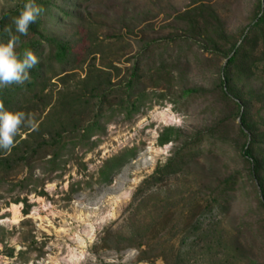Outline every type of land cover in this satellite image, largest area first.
Masks as SVG:
<instances>
[{
  "label": "rangeland",
  "instance_id": "rangeland-1",
  "mask_svg": "<svg viewBox=\"0 0 264 264\" xmlns=\"http://www.w3.org/2000/svg\"><path fill=\"white\" fill-rule=\"evenodd\" d=\"M19 1L0 0V18ZM197 1L213 5L237 39L260 2L80 0L79 8L59 0L72 15L46 23L71 40L73 61L46 77L45 94L26 104L18 134L25 139L47 122L60 92L88 89L91 71L111 75L112 93L102 112L95 105L77 117L86 127L99 113L92 136L54 147L55 162L49 149L47 157L0 171V264H264V207L240 154L244 138L232 128L220 150L203 136L226 114L218 85L229 47L215 51L182 37L179 16ZM137 64L141 80L131 102H138L127 108L125 85ZM260 77L255 88L264 91L263 70ZM191 88L201 92L185 94ZM263 107L256 103L254 111ZM171 128L173 140L162 145ZM198 136L200 156L165 168ZM238 173L236 192L216 204L220 184Z\"/></svg>",
  "mask_w": 264,
  "mask_h": 264
},
{
  "label": "trees",
  "instance_id": "trees-1",
  "mask_svg": "<svg viewBox=\"0 0 264 264\" xmlns=\"http://www.w3.org/2000/svg\"><path fill=\"white\" fill-rule=\"evenodd\" d=\"M65 1L62 0V2ZM77 1L80 0H74L73 4L80 8ZM83 1L85 0H81ZM26 2L27 0H20L14 9L8 10L0 18V42H7L11 34L19 35L15 33L13 21L19 16ZM62 2L36 0L43 11L39 19L29 26L27 35H20L16 50L22 53L25 49H31L37 56L38 63L29 70L30 78L24 84H12L0 88V105L5 110L24 113L26 104L32 103L39 98L38 96L45 94L51 80L46 77L49 74H52V77L60 76L56 73L55 66L64 67L72 63L74 54L71 40L50 31L46 23L54 19L65 20L66 16L72 15V11L67 9ZM197 2L199 5L179 16L186 26L182 37L184 36L186 38L184 39L190 41L191 44L200 41L214 48L215 51H221L226 48V45L229 47L225 53L227 62L222 68L223 75L219 78L218 85L224 104L223 111H226V114L222 116L220 111L217 120L203 136L207 137L209 142L213 141V146L218 145L222 150L228 145V132L232 128L238 131L244 138L240 154L248 164L250 177L257 183L261 196L260 203L264 207V107L254 111L256 103L264 104L263 89L257 91L255 88L261 79L260 72L264 71V0H260L252 22L246 28V32L242 33L240 39L227 32L221 15L213 5L203 1ZM5 26L11 29V33L4 31ZM145 46L148 49L155 47L153 42ZM100 71L99 74L91 71L88 75L87 80L91 81L88 89L71 94L59 93L57 103L53 107L55 111L48 117L49 128L48 121H44L25 139H21V135L17 134L14 145L10 149L1 148L0 171L2 174L13 171L18 165L36 156L47 157L48 153L43 154L45 151L48 152L54 147L58 150V145L64 143L67 138L81 141L86 136H92L93 130L98 125L99 113L88 120L86 127L80 124L77 117L95 105L99 107V112H102L103 106L108 102V97L112 93V88H109L112 77ZM140 80V65L137 64L132 69L131 79L125 85L128 97L123 102L127 101V108L135 106L138 102L137 100L131 102V97L136 95L135 89L138 88ZM200 92L199 89L191 88L187 89L185 94L193 95ZM237 120L240 122L237 123ZM175 134L176 131L172 128L166 130L160 136V143L162 145L170 143ZM200 137L182 143L175 157H172L165 168L174 170L189 159L200 156L204 143L195 145V141ZM57 158L58 153L56 152L50 161L55 162ZM116 161V159L110 160L112 163H117ZM238 175L241 174L231 175L220 184V190L213 197L216 204L223 205L225 201L220 200L236 192L240 182ZM28 211V209L25 210V213Z\"/></svg>",
  "mask_w": 264,
  "mask_h": 264
},
{
  "label": "clouds",
  "instance_id": "clouds-1",
  "mask_svg": "<svg viewBox=\"0 0 264 264\" xmlns=\"http://www.w3.org/2000/svg\"><path fill=\"white\" fill-rule=\"evenodd\" d=\"M42 11L36 0H27L13 21L15 33L19 35L11 34L7 42H0V88L21 85L29 80V70L36 66L38 58L31 49L21 53L16 48L20 35H27L29 26L39 19ZM4 31L11 33L8 26H5ZM25 121L23 112L8 111L0 105V148L10 149L14 145L15 137Z\"/></svg>",
  "mask_w": 264,
  "mask_h": 264
}]
</instances>
